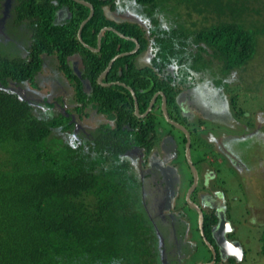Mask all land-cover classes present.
I'll return each instance as SVG.
<instances>
[{
	"label": "trees",
	"instance_id": "trees-1",
	"mask_svg": "<svg viewBox=\"0 0 264 264\" xmlns=\"http://www.w3.org/2000/svg\"><path fill=\"white\" fill-rule=\"evenodd\" d=\"M84 1L94 8L82 28L84 44L94 47L105 26L140 44L135 54L116 59L102 79L129 86L139 113L158 91L173 105L192 73L211 69L226 77L243 70L255 54L257 37L264 36V0H175L183 13L170 0H136L156 23L151 26H159L162 12L172 15L167 27L157 31L139 23L117 26L109 21L110 14L116 13L115 0ZM63 5L77 14L54 23L55 12ZM30 7L27 16L35 21L27 33L29 46L13 39L7 45L10 52L0 47V150L5 153L0 156V264H157L154 230L140 203L139 181L123 153L134 142L149 151L152 143L147 135L157 128L159 118L153 110L139 120L127 89L97 83L110 60L133 50L135 43L107 31L100 51L93 53L77 38L87 7L73 0H33ZM203 54L219 63L215 70ZM52 63L62 81L61 88L54 87V99L65 97L63 90L68 91L69 84L81 104L80 123L91 121L95 128L88 152L83 144L68 145L53 136L55 131L74 130L70 118L63 113L47 120L36 117L21 90L41 88L37 84L46 78L44 71ZM173 63L178 84H173L167 71ZM82 80L89 84L90 95ZM128 127L139 128L135 141H130ZM195 144L199 147V142Z\"/></svg>",
	"mask_w": 264,
	"mask_h": 264
},
{
	"label": "rangeland",
	"instance_id": "rangeland-1",
	"mask_svg": "<svg viewBox=\"0 0 264 264\" xmlns=\"http://www.w3.org/2000/svg\"><path fill=\"white\" fill-rule=\"evenodd\" d=\"M164 1L166 2L167 0ZM170 3L178 13L180 11V13H183L182 8L175 7L178 2L170 0ZM254 6L258 7L259 5L255 4ZM262 9H264V6ZM115 12L117 15H122L132 20H136L135 17H139L137 20L139 24H143L147 29L150 26L156 31L167 27L165 22H170L172 18V15H166V12H162L159 14L163 17L159 26H151L149 25L150 23L153 25H156V23L151 22L152 19L146 15L144 8L138 5L135 0H116ZM68 16V14H63L60 17L66 20ZM110 16L112 18L114 14L111 13ZM194 17L197 18L196 15ZM255 18L257 17L255 16ZM259 19L261 20V18ZM207 25L208 22H206L205 26ZM6 30L4 41L11 42V39H16L17 42L20 41L18 33L12 29L7 28ZM158 36L160 35L157 34L156 37ZM7 45L0 43V47L4 51L10 52L12 49ZM203 57L206 61H212L213 65L210 67L213 69L219 64L209 55L203 54ZM137 60L141 61V57H138ZM142 63H145V59H143ZM52 65L44 71L45 77H48V83L46 82L47 84L45 83L43 88L31 91L32 94H41V99L44 97L48 99L50 96L56 95L51 93L53 89L50 87L51 84L49 82L54 77L52 73L57 74V76L61 75L57 72V67L54 69L55 66ZM173 65L175 64L173 63ZM183 69L185 70L186 66ZM190 75L188 77V89L186 88L188 91L185 99L184 92H180L179 95L177 94L178 96L176 95L174 104L170 106V109L173 110L172 112H175L177 108L181 110L177 114H171L172 112L170 111V114L181 125L185 126L192 135L190 157L199 174L202 176V172L204 173V177L200 179V185L205 187L204 193L213 198L215 196L219 197V195L222 198V195L215 191L217 189L225 191L223 195L226 193L223 200L229 203L232 226L235 228L232 237H235L246 250L245 259L237 264H264V36L257 37L255 54L243 70L233 71L226 77L220 72H212L211 69ZM37 85L38 87L41 86L39 83ZM35 86L33 85L32 88ZM25 89L27 93H30L29 88L25 87ZM31 107L32 114L40 119H50L53 116L52 114L56 112L54 106L48 108L31 103ZM181 112L182 114L184 113V116L181 115ZM189 112L190 117L184 119ZM154 113L159 118L156 122L157 137L164 136L163 138H165L167 130L172 131L173 142L176 140L180 144L178 150L180 155L176 161L177 171L175 172L177 176L179 175L178 181H182L184 187V183L191 178V172L185 158L181 131L172 129V126L164 119V121L161 120L160 117L163 116L162 114L160 115L159 109H154ZM186 120L189 124H187ZM85 127L92 132L95 130L91 121L85 122ZM53 136L59 137L62 143L68 145L76 142L66 133L59 131H55ZM159 141L158 138L156 143H159ZM195 142H199V147L196 146ZM88 143L91 144L84 140V152L89 151ZM0 156H5V153L1 152V150ZM127 159L131 160V164L132 161L137 164L138 158L136 160ZM129 166L130 171L136 176L133 169L135 166ZM213 171L215 172L214 176L210 175ZM208 186L213 190L209 189ZM140 203L143 208L141 198ZM147 223L152 226L148 217ZM152 229L155 235L154 248L157 264H177L176 260H174V255L164 259L162 236L158 230ZM193 239L195 242H190L191 246L190 244L178 245L177 250L179 252H175L179 259L182 258L186 250H196V245L200 246L198 245L200 242L199 238L194 236ZM167 240L170 241V239ZM201 249V251H198L201 253H199L200 255L196 254L194 256L192 254V257H207L205 249Z\"/></svg>",
	"mask_w": 264,
	"mask_h": 264
},
{
	"label": "flooded vegetation",
	"instance_id": "flooded-vegetation-1",
	"mask_svg": "<svg viewBox=\"0 0 264 264\" xmlns=\"http://www.w3.org/2000/svg\"><path fill=\"white\" fill-rule=\"evenodd\" d=\"M25 1L26 4L21 3L20 0H0V43L1 44L7 45V43L8 44L10 43L3 40L4 35L6 34L7 31L6 29L8 28L18 33L20 39H22L24 43L27 42L26 44L27 46H29L30 43H28L29 41L27 40L29 34L27 33L31 31L35 18L34 16H32L31 18L30 16H27L30 9H32L30 5L33 2V0H25ZM26 8H27V12L25 11ZM76 12H77L76 9L70 11L67 6L63 5V8L55 12L54 23L64 22L65 18L62 19L63 17L62 18L60 17L63 14H68L69 16L67 19H71L73 15L75 16V14H77ZM135 19L138 20L139 17H135ZM121 20H124V23H127V21L125 22L124 18L120 19V21ZM120 24H118L117 26H120ZM97 39H98V35H97ZM97 47H98V43L96 42V45L90 48L94 49L93 51L99 52ZM128 53L133 54L134 49L129 51ZM173 67L174 65L167 71H169L170 76L173 78V84H178L177 79L179 77L175 74ZM98 77H97V82H98ZM60 78L61 76H54L52 80L49 82L51 84V85L49 84L50 87L53 89L51 90L52 94H56L55 92L56 88L54 87L59 86L61 88L62 81L60 80ZM46 82L48 83L47 76L46 78H43L42 82H38V83L41 84V87H44ZM82 82H83V86L86 89V93L90 95L91 90L88 88L89 84L84 80H82ZM63 85L67 86V84L65 83ZM18 87H20L21 89V86L18 85ZM68 87H69L68 91L63 90L64 94L66 93L65 97L62 96L60 97L61 99L58 98L59 101L57 99H54L56 98V95L52 97L50 96L48 99H46L45 97L41 99L40 94L31 93V91H35L32 90L31 87H27L29 88L30 93H27L25 91L26 90L25 87H22L21 90H23L25 94V98H27L30 101V105L31 103H33L34 105L38 104L41 105L42 107L49 108L51 105L50 103L53 102L52 104L54 105L56 110L55 115H57L58 113H63L66 116V118H70V120L74 123V130L72 129L70 132L66 133L69 137L73 139L75 137L76 142L80 144H84V140L92 142L94 140L90 135L93 134L94 131L92 132L90 129L86 128L84 122L81 121L82 124L80 123L81 117H79L77 111L80 108L81 104L78 103L77 100L74 98L72 87L69 86V84ZM124 88L130 92V90L128 89L130 88L129 86H124ZM187 91L188 90L186 89L180 90V92H184V99L186 97ZM155 94H157V92ZM154 95L152 96V98L154 97ZM131 96L133 98V103L135 102V100L137 102L136 96L134 95L133 97L132 94ZM67 100H69V102H67ZM152 106H156V107L154 108L152 107L151 111L147 114H146V110L148 107L145 109L144 112L139 114H135V109H134V114L139 120H143L150 113L152 114V111L154 109L159 108L160 115L162 114L163 116L162 108H161L162 106L161 95H158L156 97ZM166 109L169 118L181 125V123L171 115L175 113L177 114L181 109L177 108L176 110L178 111L175 110V112H172L173 110L170 109V104L167 98H166ZM170 111L172 112L171 114ZM86 112L88 113V115L89 114L93 115V110H91L90 108H87ZM183 114L181 112V115ZM188 117H190V112L188 113V115H186L184 119H188ZM128 128L131 132L129 135L130 141H135L137 138L136 132L140 131L139 128H131V127ZM172 129H175L176 131L178 130L181 131V129L176 128L174 126H172ZM171 134L172 131L167 130V132L165 133L166 135L165 138H163L164 136L157 137L158 131L156 128L153 133L147 135L148 136L147 139H151V143H152L151 149H149V151H146L145 150L146 148L144 146L140 147L138 146L137 143L134 142V144L130 148H127L123 153V156L126 159L129 158L136 160V158H138L136 162L137 164H135V161H132L131 164L130 163L131 160L127 159L128 165L135 166L136 168L133 169L134 172L136 173L135 177L139 181L140 198L142 199L146 216L150 219V222L152 223L151 224L152 227L158 230L160 235L162 236L164 242V246H162L164 259L165 258L167 259L168 256L170 255L171 256L174 255L175 257L174 260H176L177 264H237L238 262L243 261L246 256V250L242 247V244L239 243L235 237H232V234L235 232V228L232 226L231 210L229 203L226 200L225 201L223 200V198L225 199L226 196V193L225 195H223L225 191H223L222 189L215 190L216 192H219L222 195V198L220 195L219 197L215 196V198L211 196H207V194L204 193L205 187L200 185V179L204 177L203 176L204 173L202 172V176H201L198 172L199 178L197 184L194 185V177L190 167L189 170L191 172L190 173L191 178L190 180L184 183L185 186L183 187V182L178 181L179 175L177 176L175 172L177 171L176 161L179 159L178 156L180 155V153L178 152L180 144L176 140L175 142H173V137L171 136ZM181 134H182V139L185 138V134L182 131ZM190 137H192L191 134ZM158 138L160 141L159 143H156ZM184 142L186 143V138ZM194 167L196 168L195 165ZM213 174H215L214 171L210 173V175L214 176ZM139 176H140V180H139ZM209 189L211 188L209 187ZM189 202L192 203L193 205H191ZM194 205L196 206V208ZM199 211L202 214L201 227L199 225V214H200ZM194 236L199 238L200 242L198 243V245L200 246L196 245V250L195 249H193L192 251L186 250L184 255H182V258L179 259V256H176V252H175L178 251L177 250L178 245L190 244V242L192 241L194 243L195 242V240L193 239ZM167 239H170V241ZM201 248L205 249L207 257L202 256V258L201 257L193 258L192 254L194 256L196 254L198 255L200 253L198 251L202 250Z\"/></svg>",
	"mask_w": 264,
	"mask_h": 264
},
{
	"label": "water",
	"instance_id": "water-1",
	"mask_svg": "<svg viewBox=\"0 0 264 264\" xmlns=\"http://www.w3.org/2000/svg\"><path fill=\"white\" fill-rule=\"evenodd\" d=\"M74 1H75V2H78V3H81V4H83V5H86V6L89 7V9H90L88 18L85 19V20L80 24V27H79V30H78V33H77V36H78L79 40H82V39H81V30H82L83 26L86 24V22H87V21L93 16L94 11H93V8H92L91 4H89V3L85 2V1H82V0H74ZM105 30H112V31L115 32L119 37H122V38H125V39H129L128 37H125V36H123L122 34L118 33L116 30H113V29H111V28H104V29H102V30L100 31V33L98 34V47H97L98 50H99L100 38H101V36H102V33H103ZM133 41L136 43V47H135V50H134V52H135L136 49L138 48V44H137V41H136V40H133ZM83 45H84L85 47L91 49L92 51L94 50V49L90 48L89 46H87L86 44H83ZM129 54H130V53H125V54L117 55V56H115V57L111 60V62H109V64H108L107 68L105 69V71H104V72L98 77V82L101 83L102 86H111V85H112L111 83H109V84H104V83H102V82H101V79H102V78H103V77L109 72V70L111 69V66H112L113 62H114L117 58H119L120 56L129 55ZM75 71H76V69H75ZM121 85L124 86V84H121ZM128 89L130 90L131 94H132L133 97H134V93H133V91H132L130 88H128ZM158 95H161V96H162V106H161V108H162V113H163V117H164L165 121H166L167 123H169L170 125H172V126H174V127H176V128L181 129V131L185 134V138H186V144H185V157H186V161H187V163H188V166L190 167L191 172H192L193 177H194V185H196L199 177H198V171H197L196 168L194 167V165H193V163H192V160H191V157H190V144H191L190 134H189V132H188L183 126H181L180 124L174 122L172 119L169 118L168 113H167V110H166V97L164 96V94H163L162 92H159V93H157V94L154 95V97H153L152 100L150 101V104H149V106H148V108H147L146 114L151 110V107H152V105H153V103H154V101H155V99H156V97H157ZM134 99H135V98H134ZM134 105H135V113H138V105H137L136 100H135V102H134ZM174 154H175V153H174ZM189 203H190V202H189ZM190 204L193 205L192 203H190ZM194 206H195V205H194ZM195 208H196V206H195ZM199 213H200V214H199V225H200V227H201V226H202V214H201L200 211H199ZM221 224H222V223H221ZM217 241H218V239H217ZM218 243H219V242H218ZM221 246H222V245H221ZM222 247H223V246H222Z\"/></svg>",
	"mask_w": 264,
	"mask_h": 264
},
{
	"label": "clouds",
	"instance_id": "clouds-1",
	"mask_svg": "<svg viewBox=\"0 0 264 264\" xmlns=\"http://www.w3.org/2000/svg\"><path fill=\"white\" fill-rule=\"evenodd\" d=\"M82 1H84V0H82ZM135 1H136V0H135ZM85 2H87V1H85ZM115 2H116V0H115ZM76 3L79 4V5H83V4L78 3V2H76ZM87 3H89V2H87ZM89 4H90V3H89ZM83 6L87 7L86 5H83ZM91 6H92V4H91ZM87 8L89 9V7H87ZM92 8H93V6H92ZM89 11H90V9H89ZM93 11H94V8H93ZM93 15H94V13H93ZM88 16H89V13H88ZM88 16H87V18H88ZM117 17H119V18H117ZM87 18H86V19H87ZM122 18L125 19V22L127 21V23H130V24H132V25H133V24L136 25V24L139 23L137 20H136V21H137V22H136L135 20H132L131 18H125L124 16H122V15H117L116 13H114V16H113L112 18H110L109 21H113V22L115 21L116 23H115V22H114V23H115L116 25H118V24H120V23H124V20H121V21L119 20V19H122ZM84 20H85V19H84ZM84 20H83V21H84ZM117 20H118V21H117ZM83 21H81V23H82ZM119 22H120V23H119ZM81 23H80V24H81ZM86 23H87V22H86ZM79 27H80V25H79ZM104 28H111V29H113V30H116V28H114V27H112V26H105V27L101 28L100 31H101L102 29H104ZM78 30H79V28H78ZM100 31L98 32V34L100 33ZM107 31H112V30H105V31L102 33V36H103V34H104L105 32H107ZM116 31H117L118 33L122 34L120 31H118V30H116ZM81 32H82V30H81ZM112 32H113V31H112ZM77 33H78V31H77ZM98 34H97V35H98ZM122 35L125 36L124 34H122ZM102 36H101V38H100L99 51H100V49H101V39H102ZM77 37H78V36H77ZM125 37H128V36H125ZM120 38H122V37H120ZM128 38H129V39H125V38H123V39H125V40H131L132 42H134L133 40H136V39L131 38V37H128ZM78 39H79V38H78ZM81 39H82V38H81ZM79 41L82 42V40H79ZM136 41H137V40H136ZM82 43H83V42H82ZM97 43H98V39H97ZM134 43H135V42H134ZM83 44H84V43H83ZM137 44H138V48L136 49V51L140 48V44H139L138 41H137ZM86 45H87V44H86ZM87 46H89V45H87ZM89 47H92V46H89ZM135 47H136V43H135ZM135 47H134V50H135ZM85 48H87V47H85ZM87 49H89V48H87ZM89 50H90L91 52H93V53H96V52L98 53V51H92L91 49H89ZM136 51H135L133 54H135ZM128 52H129V51L122 52V53L116 54L115 56H117V55H121V54H125V53H128ZM133 54H130V55H133ZM115 56H114V57H115ZM124 56H129V55H124ZM124 56H120V57H124ZM114 57H113V58H114ZM120 57H119V58H120ZM113 58H112V59H113ZM112 59H111V60H112ZM117 59H118V58H117ZM111 60H110V62H111ZM73 64H74V66H73V70L75 71V69H76L75 73L78 75V77H81V71H79L78 67L75 65L76 63H73ZM106 68H107V67H106ZM174 68H175V66H174ZM104 71H105V70H104ZM104 71H103V72H104ZM109 71H110V70H109ZM103 72H102V73H103ZM102 73H100L99 76H100ZM107 74H108V73H107ZM107 74H106V75H107ZM106 75H105V76H106ZM105 76H104V77H105ZM104 77H103V78H104ZM103 78H102V79H103ZM102 79H101V82L104 83V82L102 81ZM97 83H98L99 85H101V83H99V82H97ZM104 84H109V83H104ZM111 84H114V82L111 83ZM115 84H120V85H121L122 83L116 82ZM101 86H102V85H101ZM121 86H123V85H121ZM124 86H126V85L124 84ZM124 86H123V87H124ZM103 87H108V86H103ZM158 92H160V91H158ZM158 92H157V93H158ZM134 95H135V94H134ZM164 96H165V95H164ZM150 101H151V99H150ZM150 101H149V103H150ZM155 104H156V103H155ZM137 105H138V102H137ZM148 106H149V104H148ZM148 106H147V107H148ZM152 107L154 108L155 106H152ZM152 107H151V109H152ZM134 109H135V105H134ZM166 110H167V109H166ZM146 111H147V110H146ZM150 111H151V110H150ZM150 111H149V112H150ZM149 112H148V113H149ZM167 113H168V112H167ZM135 114H139V107H138V113H135ZM168 116H169V115H168ZM162 118L164 119V117H162ZM164 120H165V119H164ZM164 120H163V121H164ZM168 124H169V123H168ZM169 125H170V124H169ZM182 126H183V125H182ZM183 127L189 132V130H188L185 126H183ZM189 134H191V133H189ZM191 139H192V137H190V140H191ZM191 142H192V140H191ZM184 143H185V142H184ZM184 143L182 142V145H184V150H185V144H186V143H185V144H184ZM190 152H191V147H190ZM185 158H186V157H185ZM187 164H188V163H187ZM188 167H189V166H188Z\"/></svg>",
	"mask_w": 264,
	"mask_h": 264
}]
</instances>
